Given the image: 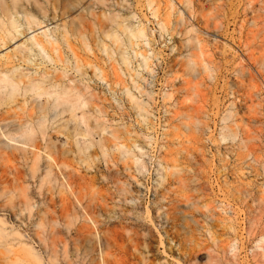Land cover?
Wrapping results in <instances>:
<instances>
[{
  "label": "rangeland",
  "instance_id": "obj_1",
  "mask_svg": "<svg viewBox=\"0 0 264 264\" xmlns=\"http://www.w3.org/2000/svg\"><path fill=\"white\" fill-rule=\"evenodd\" d=\"M25 6L0 121L42 144H0V264H264V0Z\"/></svg>",
  "mask_w": 264,
  "mask_h": 264
},
{
  "label": "bare ground",
  "instance_id": "obj_2",
  "mask_svg": "<svg viewBox=\"0 0 264 264\" xmlns=\"http://www.w3.org/2000/svg\"><path fill=\"white\" fill-rule=\"evenodd\" d=\"M26 2L32 5V3H37V0H0V22L4 23L5 20H7L5 18L8 19L10 18V22L16 24L15 16L19 14H29L28 10H26V6H25L27 4ZM12 26L14 27V25ZM35 44L41 46L40 42L37 40H35ZM15 91L16 89L15 87H13L12 92ZM67 95L68 92L66 90L55 93V100L53 102V107L55 110L58 109V107L61 105L63 101L64 102L66 101L65 98L67 97ZM32 118H25L19 121H11L6 119L3 120L2 122L0 121L1 129H3V132L0 133L1 134L0 144H6L10 146L22 145L28 147H33L36 145L40 146L41 140H39V137L36 132L35 119ZM40 118L37 119V126L39 128H42L43 127L42 124L46 122L48 119H40ZM2 138H6L8 141L3 140ZM42 141H45L44 137L42 138Z\"/></svg>",
  "mask_w": 264,
  "mask_h": 264
}]
</instances>
